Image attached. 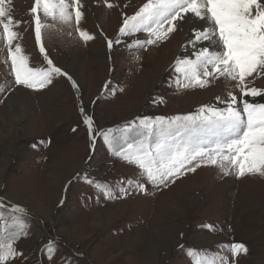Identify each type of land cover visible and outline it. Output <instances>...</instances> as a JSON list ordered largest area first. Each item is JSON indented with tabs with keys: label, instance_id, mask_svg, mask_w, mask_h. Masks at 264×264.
<instances>
[{
	"label": "rangeland",
	"instance_id": "obj_1",
	"mask_svg": "<svg viewBox=\"0 0 264 264\" xmlns=\"http://www.w3.org/2000/svg\"><path fill=\"white\" fill-rule=\"evenodd\" d=\"M33 2H13L21 21L13 44L21 45L31 67L47 70L46 54L62 74H53L42 89L16 85L0 28V240L18 234L13 248L22 254L6 264H195L204 256L231 258L224 245L233 242L247 248L235 264H264V176L237 177L231 168L226 176L218 166L202 164L154 185L115 154L134 151L146 138L144 118L225 108L229 92L239 100L234 82L217 74L202 77L204 87H183L188 81L177 61L195 60L208 42L186 41L180 21L166 40L140 47L135 41L148 33L124 35L120 28L146 0H108L111 10L105 0H80L79 28L93 39H81L74 11L70 23L38 13L53 25L42 29V54ZM195 24L205 26L198 19ZM248 80L264 89V76ZM245 99L264 103V97ZM85 115L93 121L91 140Z\"/></svg>",
	"mask_w": 264,
	"mask_h": 264
},
{
	"label": "snow or ice",
	"instance_id": "obj_2",
	"mask_svg": "<svg viewBox=\"0 0 264 264\" xmlns=\"http://www.w3.org/2000/svg\"><path fill=\"white\" fill-rule=\"evenodd\" d=\"M13 2L0 0V28L3 29V40L8 48L11 73L16 85L42 89L51 83L53 74L62 73L48 59L41 42L42 29L53 25L42 22L38 13L51 21L70 23L74 11L76 30L81 39L87 42L93 37L79 28L83 6L80 0H34L30 14L35 22V39L49 65L47 70H39L30 66L21 45L13 44L19 38L14 27L21 23L14 17ZM105 4L109 8L113 7L108 0H105ZM193 18L206 25L193 33V46L201 41H207L209 46L201 47L195 53V60L177 61L176 70L188 81L183 87H204L208 80L202 77L217 74L226 81L234 82V87L241 94L239 100L229 92V102L225 108L206 105L195 114L187 116H158L154 120L144 118L140 121V128L144 130L146 138L135 146L134 151L122 150L115 154L136 164L141 169V175L146 176L148 182L154 185L166 184L185 171H195L202 164L218 166L226 176L230 174V168L235 170L237 177L246 174L264 176V103L245 99L264 97V89L250 87L248 80L254 74L264 76V0H146L132 16H125L120 33H148V39L135 41L136 45L143 47L166 40L170 33L176 31L180 21L187 22ZM115 43H119V38ZM112 45L113 41L109 40L108 47ZM81 111L83 113V109ZM83 122L88 127L91 140L93 121L85 115ZM104 138L109 142L108 133H104ZM133 147L132 144L128 145L129 150ZM137 186L141 190L144 188L143 184ZM96 187L104 188L99 184ZM104 194L110 197L107 190ZM13 208L16 212L24 211L18 206ZM17 235L0 240V264H6L9 258L22 255L13 248ZM224 249L230 252L231 258L218 254L204 256L197 259L195 264H235V257L247 253L242 243L225 244ZM188 254L194 255L191 249Z\"/></svg>",
	"mask_w": 264,
	"mask_h": 264
},
{
	"label": "bare ground",
	"instance_id": "obj_3",
	"mask_svg": "<svg viewBox=\"0 0 264 264\" xmlns=\"http://www.w3.org/2000/svg\"><path fill=\"white\" fill-rule=\"evenodd\" d=\"M94 1V0H93ZM108 8V10H111V8H109V7H107L106 6V9ZM117 9V8H116ZM110 12V11H109ZM197 21V20H196ZM189 21H187V22H182V27H183V35H184V39L186 40V41H188V40H190V41H192L193 39H194V36H193V33H191V28H193V27H195V30L194 31H196V30H199V29H202L204 26H201V25H196L195 24V18H193L192 19V22L191 23H188ZM197 23V22H196ZM199 23H204V22H202V21H199ZM205 24V23H204ZM206 26V25H205ZM181 27V28H182ZM182 30V29H181ZM193 32V31H192ZM183 39V40H184ZM186 41H184L182 44L184 45V44H186ZM190 43V42H189ZM198 44V43H197ZM181 45V44H180ZM190 45V44H189ZM178 51L177 50H175V47H174V53H177ZM168 55V54H167ZM167 55H165V56H167ZM184 56V55H183ZM171 62V60H168V62L167 63H170ZM157 81V80H156ZM119 223V222H118ZM145 262V261H144ZM146 263V262H145Z\"/></svg>",
	"mask_w": 264,
	"mask_h": 264
},
{
	"label": "built area",
	"instance_id": "obj_4",
	"mask_svg": "<svg viewBox=\"0 0 264 264\" xmlns=\"http://www.w3.org/2000/svg\"><path fill=\"white\" fill-rule=\"evenodd\" d=\"M50 225H51V224L48 222V223H47L48 229H50Z\"/></svg>",
	"mask_w": 264,
	"mask_h": 264
}]
</instances>
